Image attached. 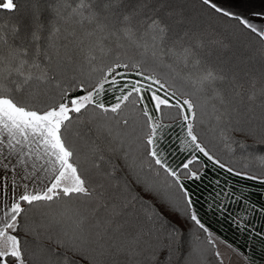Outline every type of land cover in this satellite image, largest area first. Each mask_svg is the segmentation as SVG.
Segmentation results:
<instances>
[{
  "label": "snow or ice",
  "instance_id": "snow-or-ice-1",
  "mask_svg": "<svg viewBox=\"0 0 264 264\" xmlns=\"http://www.w3.org/2000/svg\"><path fill=\"white\" fill-rule=\"evenodd\" d=\"M200 7L255 38L264 59V0H200ZM18 11V0H0V12ZM48 11L46 17L41 0H35L27 24L0 19V264H140L138 257L145 250L153 264H161L156 249L145 240L157 226L166 228V244L159 251L167 249L163 258L167 264L171 252L182 247V232L188 228L205 233L215 248L216 241L193 209L181 170L187 178L200 179L202 154L229 174L262 184L264 175L231 167L209 150L196 131L195 97L202 94L218 101L226 113L234 101L243 105L245 99L249 106L258 103L264 109V70L259 77L245 73L248 80L243 81L235 72L208 62L207 52L221 42L195 30L177 0H51ZM57 35L65 58L72 61L73 52L84 53L88 71L74 75L50 103L37 107L30 102L34 86L54 78L46 37ZM164 61L170 62L169 68L191 69L180 78L193 91L161 78L156 67ZM109 91L119 92L110 104L102 99ZM146 92L151 108L144 103ZM129 105L140 106L147 171L129 164L121 184L115 169L104 168L105 156L97 148L92 167L101 182L94 185L81 167L68 130L86 113L96 121L119 123L109 114L122 113ZM212 107L215 110L216 104ZM173 111L175 115H170ZM165 117L179 119L186 137L182 143L192 150L178 169L169 166L158 147L162 129L171 127L163 122ZM231 131L251 134L242 127ZM232 142L245 147L238 140ZM134 188L139 190L130 200L119 194L121 190L130 194ZM221 195L235 198L228 190L217 193ZM81 199L88 204L81 207ZM136 203L145 208L147 227L129 219ZM36 209H43L42 218L52 217L57 227L42 222L22 234L28 213ZM54 209H59L55 215ZM28 234L35 250L28 247ZM214 255L218 264H224L218 250Z\"/></svg>",
  "mask_w": 264,
  "mask_h": 264
},
{
  "label": "trees",
  "instance_id": "trees-1",
  "mask_svg": "<svg viewBox=\"0 0 264 264\" xmlns=\"http://www.w3.org/2000/svg\"><path fill=\"white\" fill-rule=\"evenodd\" d=\"M18 3V12L11 15L0 12V19L7 23L27 24L35 0H18ZM177 3L184 6L190 25L195 30L221 42L207 52L208 62L226 71L235 72L243 81L248 80L245 73L259 77L264 70V59L260 56L261 46L255 38L241 31L234 22L209 16L201 9L200 0H177ZM50 7L51 0H41V9L46 17L50 15L48 11ZM46 39L47 53L53 57L50 62L52 69L50 75L54 78L34 86L35 90L30 102L37 107L50 103L59 93L60 87H67L74 75H79L81 71L85 73L88 71L84 53L73 52L72 61H68L65 58V50L60 48L61 37L48 36ZM57 48H60L59 55L56 53ZM168 63L170 62H157L156 70L161 78L174 80L177 87L183 85L186 91H193L191 85L180 78L187 75L191 69H185L179 65L169 68ZM116 95H119V92L109 91L103 99L106 103H114ZM144 95V103L149 104L151 108L150 93L146 92ZM195 98L198 104L196 131L209 150L231 167L247 170L255 175H264V160L261 159L264 156V143H262L264 141V109L258 103L249 106L245 99L243 105L234 101L226 113L220 108L218 101L209 100L202 94H197ZM213 103L216 104L215 110L212 107ZM232 108L236 110L233 111ZM139 110V105L135 107L129 105L122 113H110L109 116H117L119 123L116 119L96 121L88 113L73 120L67 137L79 153L81 167L86 170L94 185L101 182L97 171L92 167L97 148L105 156L104 168L108 171L115 169L114 175L121 184L123 177L128 175L129 164H134L138 171L141 166L144 171H147L148 162L144 158V147L140 139L142 129ZM169 114L175 115V112ZM154 115L159 117V114L154 113ZM218 116L220 119H217ZM125 119L128 121L127 124L123 123ZM163 122L170 124L171 127L162 129L163 139L158 147L169 166L178 169L192 150L182 143L186 137L179 119L170 120L165 117ZM102 123L104 127H101ZM235 127H242L245 132L251 134L233 133L231 129ZM234 140H238L245 147L240 148L232 142ZM199 155L200 163L203 165L200 169V179L187 178L181 170V180L192 198L193 209L210 233L234 246L253 264H263L264 238L261 234H264V184L258 180L251 181L229 174L202 154ZM138 190L134 188L130 194L123 193L121 190L119 194L127 196L130 200ZM224 190L233 193L235 198L217 196V193H222ZM110 191L117 190L110 189ZM87 204L88 201L81 199V207ZM42 211L44 210L36 209L28 213L25 226L20 229L22 234L25 233L26 228L38 227L42 222L51 224L53 228L57 227L52 217L42 218ZM58 211L59 209H54L53 215ZM144 211L145 208L140 203H136L135 207L129 210L131 213L129 219L133 222L138 220L147 227ZM165 236L166 228L157 226L150 237H145L146 244L156 249V255L160 257L161 264H167L163 259L168 255L167 249L163 252L159 251L166 244ZM26 238L30 242L28 247L35 250L36 244L32 236L28 234ZM215 251L217 247L214 248L208 243L205 233L195 227L188 228L182 232V247L178 251L171 252V264H177L178 260L180 264H218L214 255ZM149 256L150 253L145 250L138 257L140 264H153Z\"/></svg>",
  "mask_w": 264,
  "mask_h": 264
},
{
  "label": "rangeland",
  "instance_id": "rangeland-1",
  "mask_svg": "<svg viewBox=\"0 0 264 264\" xmlns=\"http://www.w3.org/2000/svg\"><path fill=\"white\" fill-rule=\"evenodd\" d=\"M131 78H135L134 76L131 77ZM121 83H123V81H121ZM162 95V93H160ZM186 146H188L187 144H185ZM213 239L216 241V247H217V250L221 253V255L223 256V259H224V263L225 264H239V261H238V258L237 257H240V256H237L236 255V250H235V247L231 245V247H228L226 246L224 240H222L221 238L217 237L216 235H214L213 233H211ZM227 245H229V243H227ZM238 250V249H237ZM239 251V250H238ZM247 258V257H246ZM248 259V258H247ZM249 260V259H248ZM246 260V261H248ZM250 261V260H249ZM244 264H247L245 263V261H243ZM251 264H253L251 262Z\"/></svg>",
  "mask_w": 264,
  "mask_h": 264
},
{
  "label": "crops",
  "instance_id": "crops-1",
  "mask_svg": "<svg viewBox=\"0 0 264 264\" xmlns=\"http://www.w3.org/2000/svg\"><path fill=\"white\" fill-rule=\"evenodd\" d=\"M102 99H103V97H102ZM7 195H8V197H11V195H12L11 190L8 191ZM235 250L237 251L236 252V255L237 256H240V257H237L238 258V261L240 260L239 261V264H244L243 261H245V263H247V264H251V262L246 258V256L242 252L238 251L236 248H235ZM246 260H248V261H246Z\"/></svg>",
  "mask_w": 264,
  "mask_h": 264
}]
</instances>
